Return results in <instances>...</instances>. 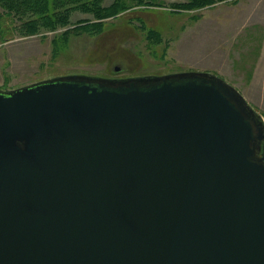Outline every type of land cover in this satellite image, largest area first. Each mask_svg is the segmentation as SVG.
I'll return each mask as SVG.
<instances>
[{
  "label": "water",
  "instance_id": "water-1",
  "mask_svg": "<svg viewBox=\"0 0 264 264\" xmlns=\"http://www.w3.org/2000/svg\"><path fill=\"white\" fill-rule=\"evenodd\" d=\"M0 264H264L263 121L205 72L0 89Z\"/></svg>",
  "mask_w": 264,
  "mask_h": 264
},
{
  "label": "rangeland",
  "instance_id": "rangeland-1",
  "mask_svg": "<svg viewBox=\"0 0 264 264\" xmlns=\"http://www.w3.org/2000/svg\"><path fill=\"white\" fill-rule=\"evenodd\" d=\"M32 1L0 0L1 90L73 75L205 72L235 87L264 123V0Z\"/></svg>",
  "mask_w": 264,
  "mask_h": 264
},
{
  "label": "bare ground",
  "instance_id": "bare-ground-1",
  "mask_svg": "<svg viewBox=\"0 0 264 264\" xmlns=\"http://www.w3.org/2000/svg\"><path fill=\"white\" fill-rule=\"evenodd\" d=\"M195 54H198L199 56L206 55V54L210 55V56H214L215 55V51L213 49H211V48H198L195 51ZM122 62H124V60H122Z\"/></svg>",
  "mask_w": 264,
  "mask_h": 264
},
{
  "label": "trees",
  "instance_id": "trees-1",
  "mask_svg": "<svg viewBox=\"0 0 264 264\" xmlns=\"http://www.w3.org/2000/svg\"><path fill=\"white\" fill-rule=\"evenodd\" d=\"M30 1L33 2L32 0H30ZM31 2H30V5H31ZM33 4H34V3H33ZM40 5H41V4H40ZM40 5H39V6H40ZM35 7H38V6H35ZM30 8H31V7H30ZM40 9H42V8H40ZM40 9H39V12H40L41 16H44V14L48 12V11H44V12H43V9H42V10H40ZM48 14H49V13H48Z\"/></svg>",
  "mask_w": 264,
  "mask_h": 264
}]
</instances>
